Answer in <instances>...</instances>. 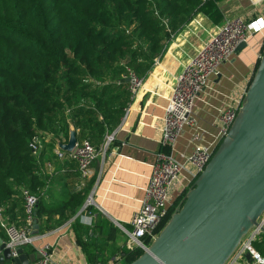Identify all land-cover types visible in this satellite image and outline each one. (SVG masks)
<instances>
[{"label": "trees", "instance_id": "16d2710c", "mask_svg": "<svg viewBox=\"0 0 264 264\" xmlns=\"http://www.w3.org/2000/svg\"><path fill=\"white\" fill-rule=\"evenodd\" d=\"M221 1L0 0V208L10 222L25 224L23 190L39 197L36 234L55 231L77 216L96 177L83 179L74 160L59 159L58 142L69 141L73 126L78 143L87 140L99 149L132 102L130 74L144 79L196 15L222 25ZM35 138L45 142L40 158L30 148ZM47 154L51 173L43 171ZM85 212L95 216L93 226L77 217L71 228L91 264H108L119 253L131 264L144 253L116 246L111 238L117 250L96 255L99 237L118 229L94 206ZM0 238L9 241L1 227ZM255 246L264 255V242ZM23 250L36 252L31 245Z\"/></svg>", "mask_w": 264, "mask_h": 264}, {"label": "crops", "instance_id": "0c3cea01", "mask_svg": "<svg viewBox=\"0 0 264 264\" xmlns=\"http://www.w3.org/2000/svg\"><path fill=\"white\" fill-rule=\"evenodd\" d=\"M218 5L224 22L235 17H264V0H222ZM220 26L198 14L166 45L132 98L120 127L112 134L114 140L106 156L93 163L90 175L96 177V183L88 197L91 201L87 204V199L74 219L78 217L82 225L92 227L95 216L85 211L88 206H94L118 229L112 230L110 237H99L95 243L100 248L96 255L106 257L117 250L111 247V238L116 246L126 244V231L132 230V219L141 206L158 154L164 151L162 129L176 79ZM263 52L264 33L255 34L244 50L237 51L229 62L220 66L218 75L209 77L194 103L193 122L184 126L173 146V157L185 168L170 192V209L180 205V198L189 189L191 174L195 172L188 162L193 149L201 146L213 152L218 147L222 112L234 98L248 90ZM50 163L47 154L43 160L45 173H51ZM72 221L44 234L34 247L50 245L60 264H91L71 228Z\"/></svg>", "mask_w": 264, "mask_h": 264}, {"label": "water", "instance_id": "95a60500", "mask_svg": "<svg viewBox=\"0 0 264 264\" xmlns=\"http://www.w3.org/2000/svg\"><path fill=\"white\" fill-rule=\"evenodd\" d=\"M246 47L243 43L237 51ZM77 143L71 126L69 141L58 142V148L72 153ZM263 214L264 52L242 108L210 163L158 236L131 264H227ZM23 247L12 259L0 238V263L34 264L41 258L38 253L26 254Z\"/></svg>", "mask_w": 264, "mask_h": 264}, {"label": "built area", "instance_id": "2783aa9c", "mask_svg": "<svg viewBox=\"0 0 264 264\" xmlns=\"http://www.w3.org/2000/svg\"><path fill=\"white\" fill-rule=\"evenodd\" d=\"M258 33H264V17H252L251 19L239 17L225 21L178 75L164 118L161 138L164 151L158 154L141 206L132 219V230L126 231L128 250L134 251L139 248L144 251L167 223L170 214V192L185 168L173 157V146L182 134L184 126L193 122L194 103L206 88L209 77L218 75L220 66L232 59L238 47L243 43L247 44L249 38ZM129 78L130 89L134 97L143 86V79L134 73H131ZM246 92L247 90L241 96L234 98L222 112L221 141L236 120ZM113 140V135L106 137L99 149L85 140L77 143L72 153L62 151L57 146L56 154L61 160L65 158L74 160L78 164L82 178L86 179L91 174L93 163L99 157L106 156ZM30 148L40 158L45 142L43 139L35 138L30 142ZM215 150L212 152L201 146L193 149L188 162L195 168V172L191 174L192 180L189 188L210 163ZM48 167L51 172L54 171L51 164ZM23 198L25 224L21 227H16L13 222H10L5 210L0 208V227L9 238L5 244L6 248L11 250L12 259L18 257L17 248L26 245L34 246L43 236L35 233V213L39 197L23 190ZM263 236L264 214L259 220V225L249 232L227 264H264V255L255 246L257 243H262ZM146 240L149 241L148 244ZM2 253L3 250H0V255ZM35 253H38L41 258L34 264H60L56 261L50 245L46 244L36 248ZM124 258L119 253L108 264H125Z\"/></svg>", "mask_w": 264, "mask_h": 264}, {"label": "rangeland", "instance_id": "374dc122", "mask_svg": "<svg viewBox=\"0 0 264 264\" xmlns=\"http://www.w3.org/2000/svg\"><path fill=\"white\" fill-rule=\"evenodd\" d=\"M237 17H235V18H231V19H229V20H234V19H236ZM49 157H51V155L49 154ZM262 242H264V237L262 238Z\"/></svg>", "mask_w": 264, "mask_h": 264}]
</instances>
